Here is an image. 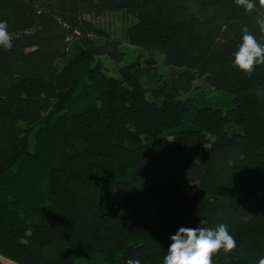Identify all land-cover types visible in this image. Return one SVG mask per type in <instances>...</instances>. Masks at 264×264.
Segmentation results:
<instances>
[{"label": "trees", "instance_id": "obj_1", "mask_svg": "<svg viewBox=\"0 0 264 264\" xmlns=\"http://www.w3.org/2000/svg\"><path fill=\"white\" fill-rule=\"evenodd\" d=\"M127 12L132 46L180 71L146 87L89 17ZM264 8L234 0H0V256L17 264H163L180 227L224 223L213 264L264 257V65L234 67ZM99 40H104L100 43ZM140 59V57L138 58ZM198 80L228 108L183 100ZM25 124V125H23ZM172 137V140L166 141Z\"/></svg>", "mask_w": 264, "mask_h": 264}, {"label": "clouds", "instance_id": "obj_2", "mask_svg": "<svg viewBox=\"0 0 264 264\" xmlns=\"http://www.w3.org/2000/svg\"><path fill=\"white\" fill-rule=\"evenodd\" d=\"M234 2L249 13L257 7V0ZM258 4L264 8V0H258ZM256 23L259 26L260 39L264 40V14L257 18ZM7 29V21H0V47L6 51L12 48V36ZM242 31L243 43L239 45V51L234 53L233 66L251 76L257 65H264V44L258 42L248 27L245 26ZM207 224L208 221L201 218L198 227H180L171 236L172 243L167 248L163 264H213V256L221 250L229 254L236 249L237 241L226 224L220 223L215 228L207 227ZM126 264H141V261L128 259ZM258 264H264V257L259 259Z\"/></svg>", "mask_w": 264, "mask_h": 264}, {"label": "rangeland", "instance_id": "obj_3", "mask_svg": "<svg viewBox=\"0 0 264 264\" xmlns=\"http://www.w3.org/2000/svg\"><path fill=\"white\" fill-rule=\"evenodd\" d=\"M97 26L104 29L111 38L121 43V49L126 53V58L122 63L110 60L107 56L101 58L104 66L107 68L109 75L118 77L119 69L123 66L139 61L141 81L146 87L156 86L161 81L171 80L176 73L180 71L178 67H169L164 63L163 56L157 53L153 54L156 59L155 66L149 67L146 60L149 58L148 53L140 48L132 46L126 38L127 29L135 22V17L127 12L106 13L100 17H89ZM100 43L104 40H99ZM140 57V59H138ZM231 94L214 90L202 80L196 82L195 88L186 95L183 100L191 99L196 106H214L228 108L230 105ZM25 125V124H23ZM172 140V137L166 141Z\"/></svg>", "mask_w": 264, "mask_h": 264}, {"label": "crops", "instance_id": "obj_4", "mask_svg": "<svg viewBox=\"0 0 264 264\" xmlns=\"http://www.w3.org/2000/svg\"><path fill=\"white\" fill-rule=\"evenodd\" d=\"M0 264H17L15 262H12L10 260L4 259L0 256Z\"/></svg>", "mask_w": 264, "mask_h": 264}]
</instances>
